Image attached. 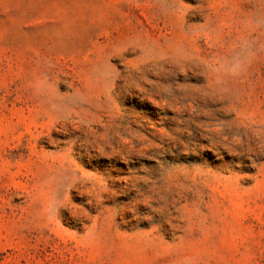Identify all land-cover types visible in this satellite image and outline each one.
<instances>
[{
	"label": "rangeland",
	"instance_id": "rangeland-1",
	"mask_svg": "<svg viewBox=\"0 0 264 264\" xmlns=\"http://www.w3.org/2000/svg\"><path fill=\"white\" fill-rule=\"evenodd\" d=\"M0 264H264V0H0Z\"/></svg>",
	"mask_w": 264,
	"mask_h": 264
}]
</instances>
